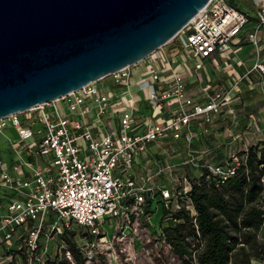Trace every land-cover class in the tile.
<instances>
[{"label": "built area", "instance_id": "built-area-1", "mask_svg": "<svg viewBox=\"0 0 264 264\" xmlns=\"http://www.w3.org/2000/svg\"><path fill=\"white\" fill-rule=\"evenodd\" d=\"M245 1L255 11L210 0L142 61L146 69L135 86L148 106L146 114L139 113L129 91L115 98L102 84L110 80L128 90L132 67H127L0 119V264H46L56 255L74 264L61 240L71 232L69 225L82 230L73 241L84 264L101 255L116 259L126 252L116 246L140 233L143 242L154 244L158 258L164 254L168 264H181L158 223L151 225V206L160 204L168 221L181 209L194 215L191 178L206 170L222 182L245 161L233 151L228 161L211 163L206 159L211 149L196 143L211 134L223 113L232 114L245 81L264 95V0ZM242 43L253 49L250 69L229 88L198 79L196 98L187 95L184 75L166 51L171 45L181 49L198 74L205 61L217 64L216 57L226 59ZM159 156L165 158L163 166ZM165 173L166 182L160 179ZM107 222L114 223L111 236L103 228Z\"/></svg>", "mask_w": 264, "mask_h": 264}, {"label": "water", "instance_id": "water-1", "mask_svg": "<svg viewBox=\"0 0 264 264\" xmlns=\"http://www.w3.org/2000/svg\"><path fill=\"white\" fill-rule=\"evenodd\" d=\"M210 0H0V119L133 67Z\"/></svg>", "mask_w": 264, "mask_h": 264}, {"label": "trees", "instance_id": "trees-1", "mask_svg": "<svg viewBox=\"0 0 264 264\" xmlns=\"http://www.w3.org/2000/svg\"><path fill=\"white\" fill-rule=\"evenodd\" d=\"M237 156L245 161L222 182L206 170L191 178L194 215L181 209L168 221L162 209L158 226L181 264H264V140ZM74 234L64 233L61 240L74 264H84ZM46 264L70 263L56 255Z\"/></svg>", "mask_w": 264, "mask_h": 264}, {"label": "crops", "instance_id": "crops-1", "mask_svg": "<svg viewBox=\"0 0 264 264\" xmlns=\"http://www.w3.org/2000/svg\"><path fill=\"white\" fill-rule=\"evenodd\" d=\"M233 47L232 53H230L226 59L216 57L217 64L210 62L208 63L205 61L203 70L198 74H195V72L192 70L191 61L187 60L185 55H181V52L179 54L180 50L175 48L174 45L167 47L166 51L172 60L177 61V70L184 75L187 95L196 98L201 92V84L197 81L198 79L211 82L215 87L229 88L233 78L242 77L250 69L252 66L251 59L253 53V49L250 44L242 43ZM145 69L146 64L144 62H141L131 68V75L134 71L137 72L136 74H138V77L136 79L131 77V87L128 90H125L124 88L113 87L110 80H104L102 84L107 88H111L115 94V98L122 94L124 95L126 91H129L132 99L137 102V109L139 113L146 114V111H148V106L146 103L141 101L142 93L135 86V83L140 79L141 74L145 71ZM232 70L234 71L231 72ZM232 73H234V75H232ZM255 78H258V76H251L252 80ZM242 90L244 91L243 93L249 95L253 92H259L260 95H262L260 99L264 101V95L261 90L257 88L255 91L251 92V83L248 81H245L244 85L242 86ZM252 104V100H245L244 102L240 100V102H234L231 104L232 114L227 115L225 112L221 117L216 119L212 127L211 134L207 137H205V135L200 136L198 140H196V143L198 144L197 146L203 149L212 148L211 151L214 152L215 156L216 154L222 153L223 150H226V153L229 154L230 152L236 150L235 140L237 137H239V135H237L239 133H237L236 128L240 127L242 124L244 127V134L243 139L240 141H244V147L246 148H249L251 145H253L251 142L254 124ZM261 111L262 110H260V113ZM260 122L262 123L260 125H263L264 122L262 120H260ZM224 124H228L229 128H226ZM240 130H242V128H239V132ZM227 146H229V148H227Z\"/></svg>", "mask_w": 264, "mask_h": 264}, {"label": "rangeland", "instance_id": "rangeland-1", "mask_svg": "<svg viewBox=\"0 0 264 264\" xmlns=\"http://www.w3.org/2000/svg\"><path fill=\"white\" fill-rule=\"evenodd\" d=\"M227 3L235 8H239L241 6H244L245 8H248L249 10H253L255 11V9L251 6V4L249 2H246L245 0H226ZM179 49V48H178ZM179 54L181 52V55H186L185 52H183L181 49H179ZM157 68H159V66H157ZM137 72H132V78L134 77L135 79L138 77V74H136ZM254 81V80H253ZM245 89V88H244ZM244 91L242 90V93H240L239 99L236 100L237 102H240V100L242 102H244L245 100H252L253 104H252V114L254 115V124H253V136H252V144H257L260 141L264 140V123L263 125L260 122V120H262L264 122V101H262V99H260L262 97V95H260L259 92H253L249 94H245L243 93ZM252 92V91H251ZM244 105V103H243ZM241 105V106H243ZM60 112L64 115L65 112L63 110V108L60 106L59 107ZM260 110L261 113H260ZM224 126L226 128H229L228 124H224ZM225 128V129H226ZM239 128H242V130H240L239 132ZM237 135H239V137L236 138L235 142H236V150L235 152H237V154L241 153L246 147H244V141H240L241 139H243V134H244V127L243 124L240 125V127L236 128ZM224 147V146H223ZM194 148V147H193ZM226 148V146H225ZM227 148H229V146H227ZM212 149V148H209ZM231 156V154H230ZM207 161L211 162V163H223L224 161H228L229 160V156L226 153V150H223L222 153L220 154H216V156L214 155V152H211L210 155H208L206 157ZM158 164L160 166L164 165V161L165 158L164 157H158L157 158ZM180 171H178L179 173ZM168 178V174L165 173L161 176V180L166 182ZM162 215V206L159 204L157 207L155 205V203L153 202L152 206H151V214L149 217L150 223L152 226H156L157 223L159 222V219ZM112 222V221H111ZM110 224L112 226H114V223ZM110 224H108V222L104 225V230L107 232L108 236H111L113 234V229L112 227L110 228ZM70 231L75 233L74 235L77 236V233H81L82 230L76 226H70ZM139 236H141L138 239H131V236H129L126 241L123 242V244L116 246V250L118 251V249H126V252L119 254V256L114 259L112 256L111 257H105V256H99L96 258L94 264H168L169 260L168 258L164 255L161 254V258H158L155 254V247L154 244L152 243H147V242H143V235L142 233L139 234ZM78 241V238H76ZM260 241L264 243V226L260 231ZM143 247V248H142ZM132 249V250H131ZM147 250V253L146 251ZM129 253H132V256H129ZM18 264H21L20 262H18ZM254 264H262L260 261H255Z\"/></svg>", "mask_w": 264, "mask_h": 264}]
</instances>
